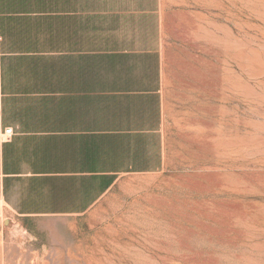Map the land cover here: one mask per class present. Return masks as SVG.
I'll use <instances>...</instances> for the list:
<instances>
[{"label": "rangeland", "instance_id": "1", "mask_svg": "<svg viewBox=\"0 0 264 264\" xmlns=\"http://www.w3.org/2000/svg\"><path fill=\"white\" fill-rule=\"evenodd\" d=\"M165 7L163 166L86 214H1L0 264H264V0Z\"/></svg>", "mask_w": 264, "mask_h": 264}, {"label": "crops", "instance_id": "2", "mask_svg": "<svg viewBox=\"0 0 264 264\" xmlns=\"http://www.w3.org/2000/svg\"><path fill=\"white\" fill-rule=\"evenodd\" d=\"M168 19L165 0H0V215L86 214L163 166Z\"/></svg>", "mask_w": 264, "mask_h": 264}, {"label": "built area", "instance_id": "3", "mask_svg": "<svg viewBox=\"0 0 264 264\" xmlns=\"http://www.w3.org/2000/svg\"><path fill=\"white\" fill-rule=\"evenodd\" d=\"M4 133H5L7 139L12 138L15 134L14 129L10 128V127L6 128Z\"/></svg>", "mask_w": 264, "mask_h": 264}]
</instances>
